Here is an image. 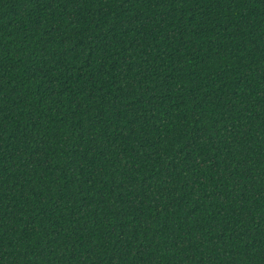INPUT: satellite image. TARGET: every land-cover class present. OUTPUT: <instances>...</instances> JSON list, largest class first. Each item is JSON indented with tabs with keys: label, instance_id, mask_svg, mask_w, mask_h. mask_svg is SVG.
Returning <instances> with one entry per match:
<instances>
[{
	"label": "trees",
	"instance_id": "obj_1",
	"mask_svg": "<svg viewBox=\"0 0 264 264\" xmlns=\"http://www.w3.org/2000/svg\"><path fill=\"white\" fill-rule=\"evenodd\" d=\"M0 264H264V0H0Z\"/></svg>",
	"mask_w": 264,
	"mask_h": 264
}]
</instances>
